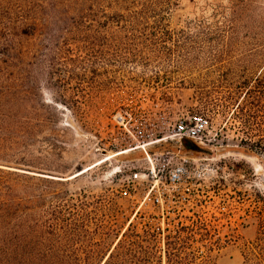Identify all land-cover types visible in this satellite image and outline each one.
Returning a JSON list of instances; mask_svg holds the SVG:
<instances>
[{"label":"rangeland","instance_id":"obj_1","mask_svg":"<svg viewBox=\"0 0 264 264\" xmlns=\"http://www.w3.org/2000/svg\"><path fill=\"white\" fill-rule=\"evenodd\" d=\"M247 1L230 33L231 0H0L2 23L37 25L11 31L10 84L26 96L15 113L41 116L32 145L0 146V168L41 178V201L12 218L14 258L30 236L52 238L45 221L61 233L70 211L89 230L72 254L92 264L130 229L152 239V264H246L264 218V82L253 81L264 80V0ZM193 116L209 122L196 148L174 131ZM146 152L191 160L185 199L144 201L143 178L125 195Z\"/></svg>","mask_w":264,"mask_h":264},{"label":"trees","instance_id":"obj_2","mask_svg":"<svg viewBox=\"0 0 264 264\" xmlns=\"http://www.w3.org/2000/svg\"><path fill=\"white\" fill-rule=\"evenodd\" d=\"M231 1L230 28L232 31L229 30V32L235 33L237 25L234 23L242 19L241 13L249 11L251 4L247 0ZM11 25L0 21V146L4 141L10 140L11 147H14L15 144L22 147L21 149H26L27 146L32 145V143H28V140L33 138L35 129L41 128V116L37 114L35 116H20L15 113L16 111H23L26 96L20 93L22 92L21 86L10 84L12 82L10 63L14 58L17 46L13 39L14 33L11 31L19 29L20 25L25 26L27 30L37 25L35 22L29 24L23 17L18 18V22L14 26ZM21 32L25 35L28 34L23 29ZM253 81L264 82L259 76L255 77ZM192 143L195 148L199 147L196 143ZM15 173L0 168V264H92L90 260H82L77 255L72 254L74 236H82V233H88L89 230L87 229V219L79 221L75 218L76 222H70L74 218L70 211H66L67 215H63V219L59 217L60 220L68 221V224L63 226L65 228L61 233L57 230V223L51 222V220L45 221L44 225L52 231L49 232L52 238H42L43 242L41 235L30 236L28 245L24 247L19 245L21 247L19 249L22 251L21 257L14 258L10 236L12 218L15 214L31 208L29 205L32 200L41 201V178L28 176V178L22 179ZM36 180L38 182L31 184V181ZM33 205L31 206L33 207ZM260 221L262 232L255 250L245 262L246 264H264V218ZM36 224L40 227L41 220H37ZM151 231L150 236L157 235L153 230ZM146 241L147 245L136 231L131 229L126 231L103 264H152L155 257L153 242L151 238ZM176 249L177 247L173 248V250ZM23 252H26L27 258H23ZM90 252L96 253L97 250L92 247ZM168 263L211 264L207 261H198L196 256H189L185 259L175 256L172 259L168 258Z\"/></svg>","mask_w":264,"mask_h":264},{"label":"built area","instance_id":"obj_3","mask_svg":"<svg viewBox=\"0 0 264 264\" xmlns=\"http://www.w3.org/2000/svg\"><path fill=\"white\" fill-rule=\"evenodd\" d=\"M209 122L202 116H193L187 122L185 120L176 124L174 131L180 140H191L198 146L204 144L207 137ZM150 167L143 174L135 171L128 176V185L124 190L125 195H132L136 191L138 179H147L152 182L143 189L144 201L151 202L155 206H161L167 200H175L184 197L189 188H185V182L190 174L191 160L180 157L175 152L153 154L146 152ZM131 185V186H130ZM184 187V188H183ZM168 225V226H167ZM170 222L157 225L153 231L158 235L164 234Z\"/></svg>","mask_w":264,"mask_h":264}]
</instances>
